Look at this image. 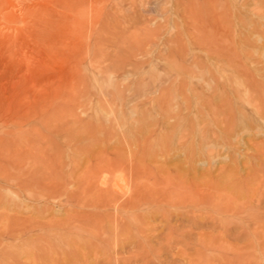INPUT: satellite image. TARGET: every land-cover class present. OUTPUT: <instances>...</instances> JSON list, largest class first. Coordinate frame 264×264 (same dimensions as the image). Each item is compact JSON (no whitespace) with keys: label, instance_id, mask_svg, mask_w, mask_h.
<instances>
[{"label":"rangeland","instance_id":"rangeland-1","mask_svg":"<svg viewBox=\"0 0 264 264\" xmlns=\"http://www.w3.org/2000/svg\"><path fill=\"white\" fill-rule=\"evenodd\" d=\"M89 3L0 0V264H264V0Z\"/></svg>","mask_w":264,"mask_h":264},{"label":"bare ground","instance_id":"bare-ground-1","mask_svg":"<svg viewBox=\"0 0 264 264\" xmlns=\"http://www.w3.org/2000/svg\"><path fill=\"white\" fill-rule=\"evenodd\" d=\"M18 1H22V0H18ZM40 3H42V4H49L50 6H52V8H62V9H65L66 11H69L70 13L69 14H67L65 17H64V19H65V22L66 23H68V22H70V23H72V24H74V26H75V28H76V26H80V28L82 27V25H81V23H83V22H80V20L82 19V20H84L85 21V18L88 16V15H86L84 12V9H85V6H86V1L87 0H38ZM98 3V2H97ZM89 5H91L92 7H94V9H96V3H95V0H90V3H89ZM49 8H45V11L46 12H48V11H50V10H48ZM38 10V9H37ZM40 11H41V8H40ZM39 11V12H40ZM53 11V10H52ZM39 12H38V14H39ZM43 13V12H42ZM42 13H40L39 15H42ZM37 14V13H36ZM39 15H35V16H33V17H35V21L34 22H38V21H41V19L42 20H44V18L43 17H41V19L38 17ZM32 21V20H31ZM45 21V20H44ZM43 23V22H42ZM32 24H34V23H32ZM40 25H41V23H40ZM108 25V24H107ZM65 26V25H64ZM33 27V26H32ZM40 27V26H39ZM50 30V29H49ZM63 30V29H62ZM101 28H100V30H97V33L98 34H102V32H101ZM96 31V30H95ZM27 33V32H26ZM95 33V32H94ZM93 33V34H94ZM97 34V35H98ZM95 36V35H94ZM93 36V37H94ZM102 36V35H101ZM106 36L107 37H109V38H107L106 39V41H108L109 43H110V41H111V32H110V29L108 30V32H106ZM95 38V37H94ZM106 38V37H105ZM18 39V38H17ZM18 41V40H17ZM59 41V40H58ZM14 42V41H13ZM20 42V41H19ZM25 42V41H24ZM39 42V41H38ZM94 42V41H93ZM92 42V43H93ZM18 43V42H17ZM21 43V42H20ZM40 43H42V42H40ZM99 43H100V45H102V47H99L98 45H99ZM112 43V42H111ZM43 44V43H42ZM89 44V43H88ZM106 44V43H103V41H102V39H101V37H99V35H98V37H96V39H95V42H94V46L96 45V47H95V49L93 48L92 49V47L90 48L89 47V45H86V47L85 48H83L82 46H81V48L83 49V50H81L79 53H81V55L84 57L85 55H89V57H91V58H97V57H99V55L100 54H102L103 52H102V49H103V47H104V45ZM206 44V43H205ZM23 45V44H22ZM28 45V44H27ZM27 45H25L24 44V46H27ZM39 45V44H38ZM92 45V44H91ZM107 45V44H106ZM110 45V44H109ZM12 46V45H11ZM10 46V47H11ZM29 46V45H28ZM43 46V48L45 49V51H43L44 53H43V57L46 59V61H44L43 62V64H42V67H43V69L45 70V73L47 74L46 76H45V78L46 79H48L49 80V75H48V69L50 68V63H52L51 62V60H52V56H55V55H53L52 53H50L49 51H48V48H50V47H56V43L54 42V41H52V42H49V43H46V44H43L42 45ZM46 46V47H45ZM33 47H35V45L33 46ZM16 48H18V46L16 47ZM37 48H39V47H37ZM36 48V49H37ZM42 48V47H41ZM40 48V49H41ZM61 48V47H60ZM79 48V47H78ZM209 48H210V46H209ZM212 48V47H211ZM31 49V48H30ZM35 49V50H36ZM29 50V49H28ZM32 50V49H31ZM31 50H29V51H31ZM41 50H43V49H41ZM40 50V52H42ZM211 50V49H210ZM28 51V52H29ZM35 52V51H34ZM39 52V53H40ZM58 53L59 55H62V54H64V53H62V51L59 49V47H58V50L56 51L55 50V53ZM0 53H1V51H0ZM13 53H15V52H13ZM26 53V52H25ZM68 53V52H67ZM77 53H78V50H77ZM78 53V54H79ZM21 54V53H20ZM33 54V53H32ZM35 54H37V53H35ZM106 54V53H105ZM24 56V55H23ZM75 56V55H74ZM76 56H78V55H76ZM79 57V56H78ZM77 57V58H78ZM87 57V56H86ZM90 58V59H91ZM23 59V58H22ZM44 59V60H45ZM24 60V59H23ZM43 60V59H42ZM50 60V61H49ZM91 60H93V59H91ZM94 61H95V59H94ZM21 62V61H20ZM50 62V63H49ZM21 63H23V62H21ZM29 63V62H28ZM82 63V62H81ZM96 63V62H95ZM54 64V63H53ZM52 64V65H53ZM26 65V64H25ZM23 66V65H22ZM22 66H20L19 68H18V70H16L15 69V71H18L17 73H19V77H21V75H25L26 76V74H27V78L30 80H33V75L35 74L34 72H29V73H24V74H22V72L24 71V67H22ZM30 66V65H29ZM95 67V66H94ZM14 69V68H13ZM31 69V68H30ZM28 70H29V68H28ZM32 70H35V69H32ZM39 70V69H38ZM26 71V70H25ZM14 72V71H13ZM21 74V75H20ZM75 74V73H74ZM77 74V73H76ZM73 76V75H72ZM26 78V77H25ZM26 81V80H25ZM28 81V80H27ZM73 81V80H72ZM31 82V81H30ZM33 82V81H32ZM74 82V81H73ZM34 83V82H33ZM58 84H60V83H58ZM74 84V83H73ZM74 86V85H73ZM59 87H62V85H58L57 86V88H59ZM47 99H49L50 101H52V100H61V101H63L64 100V97H60V95L59 96H57V95H55V96H50V95H48V96H46V100ZM258 110V109H257ZM44 121V120H43ZM46 124H48V123H46ZM65 117L64 116H61L60 118H59V124H58V127H57V131L58 132H60V133H63L64 131H65ZM17 125V127H19V124H16ZM7 126V128H6V130H5V132H6V134L5 135H0V143L2 144V145H6V146H8V147H11V146H18V144H20L21 142L18 140V138H17V136H19V134L21 133V131L18 129V128H16V127H13V129H11V128H9V126L8 125H6ZM23 133V132H22ZM60 135V134H59ZM63 136H64V134H62ZM48 138H46V143H48V140H47ZM50 143V142H49ZM50 146V145H49ZM11 148H13V147H11ZM44 149V148H43ZM38 150V149H37ZM40 151V150H39ZM39 151H36V152H38L39 153ZM44 151V150H43ZM28 152V151H27ZM33 152H32V150L30 151V152H28V154H32ZM46 154H47V150H46V152H45ZM37 154V153H36ZM38 155V154H37ZM62 155L63 154H61L60 156H58V158L56 157L55 159L53 158H51V157H49L48 156V158H46L47 160L46 161H43V164H45V170H46V176H47V174H48V178H47V180H46V182H43L42 183V181H41V183H42V185H43V189H45V191H47L46 193H45V191H44V193L42 194L43 196H46V197H50V195L48 196L47 195V193H54V191L55 190H52L51 188H53L52 187V184H57V185H60V184H62L63 182H65V173H61L60 171H58L57 169H55V167L54 166H56V165H54L53 166V163L55 162V160H57V162L59 163V166H60V168L61 169H59V170H63V161H62ZM30 156H33V154L32 155H30ZM46 157H47V155H45ZM54 156V155H53ZM43 159V158H42ZM41 159V160H42ZM36 161H38L37 159H36ZM45 162V163H44ZM44 167H42V168H44ZM37 173V172H36ZM41 173V172H40ZM44 174V173H43ZM42 174V175H43ZM41 175V176H42ZM28 176V175H27ZM24 177L23 178V181L21 182L22 183V185H26L27 186V184H34V183H37V184H41V183H38V182H40V179L38 178V177ZM40 176V177H41ZM46 178V177H45ZM44 178V179H45ZM44 179H42V180H44ZM31 181V182H30ZM225 181H226V179H225ZM228 182V181H227ZM233 182V181H232ZM252 183V182H251ZM54 186V185H53ZM239 187V186H238ZM237 187V188H238ZM232 188H233V186H232ZM238 190V189H237ZM243 191V190H242ZM129 204V203H128ZM133 204H135V203H133ZM132 205V204H131ZM133 206H135V205H133ZM69 220V219H68ZM72 220V219H71ZM42 222V221H41ZM47 223V222H46ZM61 224H62V222H60ZM57 224V223H56ZM55 224V225H56ZM38 226H39V224H37ZM60 225V224H59ZM58 227V226H57ZM47 228V227H46ZM43 229V228H42ZM51 229H53V228H51ZM205 243H203V245H204ZM264 255V254H263Z\"/></svg>","mask_w":264,"mask_h":264}]
</instances>
